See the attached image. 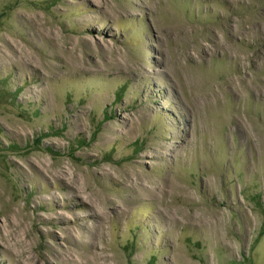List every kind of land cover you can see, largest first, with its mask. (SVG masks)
I'll return each mask as SVG.
<instances>
[{
	"label": "rangeland",
	"instance_id": "obj_1",
	"mask_svg": "<svg viewBox=\"0 0 264 264\" xmlns=\"http://www.w3.org/2000/svg\"><path fill=\"white\" fill-rule=\"evenodd\" d=\"M263 229L264 0H0V264H264Z\"/></svg>",
	"mask_w": 264,
	"mask_h": 264
},
{
	"label": "trees",
	"instance_id": "obj_2",
	"mask_svg": "<svg viewBox=\"0 0 264 264\" xmlns=\"http://www.w3.org/2000/svg\"><path fill=\"white\" fill-rule=\"evenodd\" d=\"M77 143H82V140L78 139L77 140ZM136 145L139 146L140 144L137 142ZM263 231H264V229L261 230L259 233L261 234Z\"/></svg>",
	"mask_w": 264,
	"mask_h": 264
}]
</instances>
